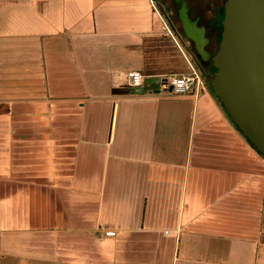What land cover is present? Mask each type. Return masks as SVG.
Instances as JSON below:
<instances>
[{"label":"crops","instance_id":"0c3cea01","mask_svg":"<svg viewBox=\"0 0 264 264\" xmlns=\"http://www.w3.org/2000/svg\"><path fill=\"white\" fill-rule=\"evenodd\" d=\"M163 22L0 0V264H264V159L209 84L169 91L189 54Z\"/></svg>","mask_w":264,"mask_h":264},{"label":"water","instance_id":"95a60500","mask_svg":"<svg viewBox=\"0 0 264 264\" xmlns=\"http://www.w3.org/2000/svg\"><path fill=\"white\" fill-rule=\"evenodd\" d=\"M176 1L182 32L201 58L208 57L204 25L189 16L184 0ZM220 25L209 85L264 159V0H223Z\"/></svg>","mask_w":264,"mask_h":264},{"label":"rangeland","instance_id":"374dc122","mask_svg":"<svg viewBox=\"0 0 264 264\" xmlns=\"http://www.w3.org/2000/svg\"><path fill=\"white\" fill-rule=\"evenodd\" d=\"M191 0H188L190 2ZM201 4L200 12H199V20L207 25L206 36L208 37V42L205 45V48L210 52L208 57L209 62L206 65L201 63L205 73L206 82L209 84V79L211 77L212 71L214 70V65L212 63V53L215 50L219 38L220 31V17L219 15H215L212 12V7L217 4H223V0H198ZM170 0H154L155 6L158 9V12L161 14L164 22L170 27L171 31L174 32L176 38L180 42L181 47L189 54L191 59L196 58L195 49L192 43V40L184 35L182 32L180 22L178 17L174 12V7L170 8ZM213 4L214 6H211ZM221 4V6H222ZM194 14V13H192ZM214 17V20L212 19ZM217 19V20H216ZM197 59V58H196ZM209 86V85H208Z\"/></svg>","mask_w":264,"mask_h":264},{"label":"built area","instance_id":"2783aa9c","mask_svg":"<svg viewBox=\"0 0 264 264\" xmlns=\"http://www.w3.org/2000/svg\"><path fill=\"white\" fill-rule=\"evenodd\" d=\"M151 5L154 7L155 3L153 0H150ZM164 29L172 34L170 27L163 22ZM189 70L184 73L179 74H170L166 77L165 81L168 84V89L175 94H187L194 93L199 89L204 88L207 85L205 74L199 69L195 64L194 60L188 56ZM127 75L130 78L132 85H140L142 75L137 70L127 71ZM103 233L106 235H113L114 229L106 228L103 230Z\"/></svg>","mask_w":264,"mask_h":264},{"label":"flooded vegetation","instance_id":"af4514ba","mask_svg":"<svg viewBox=\"0 0 264 264\" xmlns=\"http://www.w3.org/2000/svg\"><path fill=\"white\" fill-rule=\"evenodd\" d=\"M171 1V4H172V6L174 7L175 5H176V7H174V12H175V14H176V16H177V6H178V4H179V2L178 1H176V0H170ZM222 4V3H221ZM221 4H217L216 5V9L219 11V8L221 7ZM223 5V4H222ZM211 6H214L213 4H211ZM191 17H196L197 18V22L199 23V24H203L204 25V27H205V33H206V30H207V25L205 24V23H203L202 21L200 22V20H199V12L198 13H195V15L194 16H191ZM180 22V21H179ZM206 35V34H205ZM208 42V37H207V41H206V43ZM193 43V42H192ZM206 43H205V45H206ZM204 45V46H205ZM194 46V45H193ZM196 52V51H195ZM209 55H210V52H209ZM209 57V56H208ZM208 57H206V59H208Z\"/></svg>","mask_w":264,"mask_h":264},{"label":"trees","instance_id":"16d2710c","mask_svg":"<svg viewBox=\"0 0 264 264\" xmlns=\"http://www.w3.org/2000/svg\"><path fill=\"white\" fill-rule=\"evenodd\" d=\"M218 15L221 18V15H222V6L219 8ZM220 28H221V25H220ZM195 54H196L195 56L197 58V59L196 58H193L195 64L199 67V69L202 71V73H204V74L207 73L204 70V68H203V66L201 64L206 65L209 62V59H206V58L203 59V58H201L196 52H195ZM199 63H201V64H199Z\"/></svg>","mask_w":264,"mask_h":264}]
</instances>
